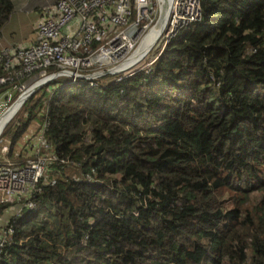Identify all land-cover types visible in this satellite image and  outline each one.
Here are the masks:
<instances>
[{
  "label": "trees",
  "instance_id": "obj_1",
  "mask_svg": "<svg viewBox=\"0 0 264 264\" xmlns=\"http://www.w3.org/2000/svg\"><path fill=\"white\" fill-rule=\"evenodd\" d=\"M34 95L5 134L40 116L56 159L0 264H264V0H201L150 67Z\"/></svg>",
  "mask_w": 264,
  "mask_h": 264
},
{
  "label": "built area",
  "instance_id": "obj_2",
  "mask_svg": "<svg viewBox=\"0 0 264 264\" xmlns=\"http://www.w3.org/2000/svg\"><path fill=\"white\" fill-rule=\"evenodd\" d=\"M200 2L57 0L37 22L34 44L0 51V120L17 101L11 102L14 90L22 96L46 77L93 80L109 74L116 78L150 65L157 58L149 56L157 40L151 33L160 19L166 17L164 46L178 28L200 19ZM6 85L10 87L4 89ZM35 139L46 146L42 134ZM9 150V144L1 147L0 199L25 198V203L15 206L19 212L24 206H34L30 197L39 191L46 163L55 156H37L15 164L6 157ZM12 232V227L0 231V253Z\"/></svg>",
  "mask_w": 264,
  "mask_h": 264
},
{
  "label": "clouds",
  "instance_id": "obj_3",
  "mask_svg": "<svg viewBox=\"0 0 264 264\" xmlns=\"http://www.w3.org/2000/svg\"><path fill=\"white\" fill-rule=\"evenodd\" d=\"M56 1L57 0H55L50 6H47V7H45L43 10H44V13L41 15V17L40 18H38V20H37V22L42 18V17H44L46 14H48V12L50 11V10H52V8H53V5L56 3ZM171 0H168V3L170 2ZM200 10H201V2H200ZM164 17V16H163ZM162 17V18H163ZM162 18L160 19V21H159V23L156 25V26H158V25H160L161 24V20H162ZM165 19H166V17H164ZM200 18H201V16H200ZM165 19H163V21L165 22ZM200 20V19H199ZM199 20H197V21H199ZM197 21H194V22H197ZM37 22L35 23V26H34V30H35V39L33 40V42L32 43H30V44H34L35 43V41H36V24H37ZM190 23H192V22H190ZM189 24V23H188ZM186 25V24H185ZM155 26V27H156ZM184 26V25H183ZM165 24H164V26H163V28H162V31L158 34L159 35V37H157V40L155 41V45L153 46V48L155 47V46H157V45H159V43L161 42V48L159 49V52H158V54H149V56L150 57H154V55L155 56H157V58L160 56V54H161V52L164 50V48L166 47V45L169 43V41H170V39L176 34V32L178 31V29L176 30V32L169 38V40H168V42L163 46V42L165 41V37L162 35L164 32H165ZM181 28V27H180ZM30 44H27V45H22V46H7V47H5V48H2V49H0V51H2V50H4V49H10V48H17V47H24V46H28V45H30ZM163 46V47H162ZM153 48L151 49V51L153 50ZM150 51V52H151ZM157 58L150 64V65H148V66H146V67H139V68H137V69H135L131 74H129V75H119L118 77H120L121 79H119V80H117L116 78H118V77H113V76H111V75H109V74H104V75H102L100 78H97V79H93V80H85V79H76V80H74V79H72L71 77H68V76H62V77H68V78H70V81L68 82V83H71V84H84V83H87V84H89V85H91V86H94V85H97V84H99L100 82H107V81H109V82H118V81H120V80H122L123 78H125V77H128V76H130V75H132L133 73H135L136 71H138V70H141V69H145V68H148V67H150L156 60H157ZM3 73V70H2V66H1V63H0V75ZM108 76H110V77H112L111 79H109V80H104L103 78H105V77H108ZM62 77H58V78H62ZM58 78H52V77H46L44 80H43V82H39V84H37L36 86H30L29 88L30 89H28L23 95H24V97H22V96H19V94H20V92L18 91V90H14L13 92H12V98H11V102L12 101H14L15 99H17V101L21 98V101H22V103H21V105L19 106V109H18V111H17V113L14 115V117H12L11 119H9L8 121H6L4 124H3V126H2V128H1V131H0V141L2 140V137L3 136H5L6 134H5V132H6V128H7V126L11 123V122H14V121H16V120H14L15 119V117L16 116H18V115H21L20 113H22V111H23V108H24V104L26 103V101L32 96V95H34L35 93H37L41 88H43V86H45V85H48V84H50L51 82H53V81H55L56 79H58ZM65 84H67V83H63V84H59L56 88H58V87H61V86H64ZM8 87H10V85H6L5 87H4V89H6V88H8ZM55 88V89H56ZM54 89V90H55ZM54 90H52V92L54 91ZM51 92V93H52ZM19 96V97H18ZM16 101V102H17ZM42 110H45V109H42ZM23 115H25V114H23ZM33 123V122H32ZM38 128H37V130H36V132H31V126H30V128L28 129V131L23 135V137L19 140V142L17 143V145H15V146H12L11 145V142L8 140V141H2V143H1V147L4 145V144H9V146H10V150L7 152V154H6V157H8V159L9 160H11V161H13L15 164H22L25 160H21V161H17V160H12L11 158H9L10 156H12L14 153L15 154H17L19 157H22V154L24 153L25 155H31V154H34V153H36L37 155L36 156H33L31 159H34V158H36L37 156H49V155H53V156H55V159H56V155H55V153H53V150H52V148H51V146L49 145V143H48V141H47V139H46V137H45V131H46V128H47V122L45 121H43L40 125H38L37 126ZM32 131H33V129H32ZM42 134V136H43V138L45 139V145L46 146H40V144H39V142L35 139V136L37 135V134ZM28 144V145H27ZM25 150V151H24ZM42 150V151H41ZM46 150H47V152H46ZM10 154H12V155H10ZM2 155V153H1V148H0V156ZM55 159H52V160H50L49 162H51V161H53V160H55ZM46 169V168H45ZM44 172H45V170H44ZM44 175V174H43ZM43 177V176H42ZM38 192V191H37ZM36 193V192H35ZM34 193V194H35ZM30 200L32 201V203L34 204V202H33V200H32V196L30 197ZM26 202V199L25 198H20L19 200H14V201H1V199H0V203H4V204H7V207L3 210V212L0 214V217L9 209V208H13V211H14V213H12L8 218H7V220L4 222V224L3 225H0L1 227H0V231H3V232H7L8 231V228L9 227H12V225L11 224H9V219L12 217V216H14V215H19L21 212H23L25 209H31V208H33V207H31V208H28L27 206H24V207H22L21 208V210L19 211V212H17V211H15V206L17 205V204H23V203H25ZM12 229H13V227H12ZM13 232H14V229H13ZM13 232L9 235L10 236V238H7V241H6V243H5V245H4V247H3V250H2V252L0 253V255L3 253V251H4V248H5V246L13 239Z\"/></svg>",
  "mask_w": 264,
  "mask_h": 264
},
{
  "label": "rangeland",
  "instance_id": "obj_4",
  "mask_svg": "<svg viewBox=\"0 0 264 264\" xmlns=\"http://www.w3.org/2000/svg\"><path fill=\"white\" fill-rule=\"evenodd\" d=\"M13 3H15L14 11L11 13L9 20L7 21V23H5V25L3 26L2 30H1L0 46L6 47V46H9L10 44L24 43L26 41H29L31 39L32 35L34 34V26H33V30H32V25L37 22L40 13L38 14V12L36 10L34 11L33 9L25 12L23 10V8H19L17 6L15 0H13ZM23 24H27L26 29L22 28ZM160 45H161V42L159 43V45H157L153 48V50L150 52V54L151 53L152 54H158L159 49L161 48ZM154 57H155V55H154ZM111 78L112 77L108 76V77H105L103 79L106 81V80H109ZM69 81H70V78H68V77L58 78L55 81L51 82L50 84L43 86V88H41L37 93H35L34 98L37 99L42 95L43 98L46 99L48 97V95L52 92V90H54L59 84L68 83ZM22 119L23 118L20 115H18L15 117L14 120L18 121V120H22ZM40 124H41V117L38 116L33 121V123L31 124V129H30L31 132H36V130L38 128L37 126ZM32 129H33V131H32ZM8 140H9L8 135L3 136L2 140L0 141V148H1L2 141H8ZM46 152H47V150H46ZM36 155H37L36 153L31 154V155H25L23 153L22 157H19L17 154L14 153L9 158H11L12 160L21 161V160H25L27 158H32L33 156H36ZM12 213H14V211H13V208L11 207L0 217V225H3L4 222L7 220V218Z\"/></svg>",
  "mask_w": 264,
  "mask_h": 264
},
{
  "label": "crops",
  "instance_id": "obj_5",
  "mask_svg": "<svg viewBox=\"0 0 264 264\" xmlns=\"http://www.w3.org/2000/svg\"><path fill=\"white\" fill-rule=\"evenodd\" d=\"M55 0H15L17 6L19 8H23V10L25 12H27L28 10L33 9L34 11L36 10L39 14V17H41V15L44 13V8L47 6H50ZM15 6V3H14ZM14 11V10H13ZM11 16V15H10ZM33 26H35V23L32 25V30H33ZM23 29L27 28V24H23L22 25ZM35 32V30H34ZM35 39V33L32 35L31 39L29 41H26L24 43H15V44H10L9 46H22V45H27L33 42V40ZM7 47V46H6ZM5 48V46H0V49Z\"/></svg>",
  "mask_w": 264,
  "mask_h": 264
},
{
  "label": "bare ground",
  "instance_id": "obj_6",
  "mask_svg": "<svg viewBox=\"0 0 264 264\" xmlns=\"http://www.w3.org/2000/svg\"><path fill=\"white\" fill-rule=\"evenodd\" d=\"M163 19H165L164 17L162 18L161 20V24L158 25V27L156 26L155 28H153L152 30V39L154 40L157 37H159V33L162 31V28L165 24V22L163 21ZM44 79H42L40 82H43ZM24 97V95L22 96ZM21 97V98H22ZM21 98L15 102V104H13V106L9 109V111L3 116V118L0 120V131H1V128L3 126V124L5 123V121L10 117H12L19 109V106L21 105L22 101H21Z\"/></svg>",
  "mask_w": 264,
  "mask_h": 264
}]
</instances>
